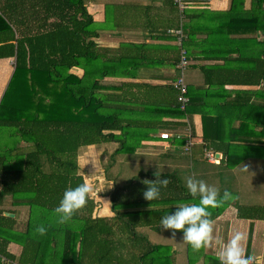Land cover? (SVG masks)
Wrapping results in <instances>:
<instances>
[{"label":"trees","instance_id":"16d2710c","mask_svg":"<svg viewBox=\"0 0 264 264\" xmlns=\"http://www.w3.org/2000/svg\"><path fill=\"white\" fill-rule=\"evenodd\" d=\"M163 2H107L106 19L97 22L88 10L89 0H0V23L12 30L13 38L15 31L22 33L36 25L31 36L16 39V48L11 43L7 48L0 47V58L16 56L13 76L0 102V127L17 129L11 138L20 140L10 149L8 143H0V264H174L170 252L164 253L167 247L162 249L163 245L152 243L136 231L137 226L159 231L160 218L175 210L170 204L193 200L174 174L137 175L115 189L111 200L116 215L112 218L93 216L97 204L92 196L70 221L58 223L53 213L66 188L86 182L79 162L82 148L113 143L116 146L111 155L132 153L143 141L154 139L158 131H182L178 128L185 123L170 122L169 117L181 119L193 113L190 97L187 109H180L173 84L128 81L121 84L120 91L115 84L102 83L108 76L146 79L158 64L149 54L152 45L146 42L125 44L130 49H124L121 56L117 48L101 45L97 40L101 32L117 30L121 18L130 21L125 20V24L128 22L126 28L131 29L135 18L144 17V25L139 24L150 30L160 27L161 36L171 40L176 37L166 29L182 22L189 42L196 39L194 14L180 20L175 0ZM177 52L178 57L170 62L176 68L174 80L180 75V51L178 46L173 47L174 55ZM73 67L84 69L83 76L72 73ZM170 91H174L173 98H169ZM238 104L243 113L229 116L232 104H225L215 107L216 112L203 114L207 150L214 149L217 154L225 144L226 165L231 167L247 156L244 153L236 159L232 153L244 151L247 133L255 125H262L256 134L260 140L264 138V105L257 101ZM225 115L233 129L224 137ZM237 117L240 121L235 128ZM208 124L217 126L216 134L220 135H211ZM22 141L27 145L21 146ZM220 155L223 160L225 155ZM164 178L169 184L161 188L159 199L145 200L143 191L148 185L144 181ZM8 195L14 206L29 207L23 230L15 227L14 218L5 215L1 207ZM229 202L210 209L211 220L220 216ZM236 205L239 216L250 212L252 218L264 219V207ZM40 226L46 229L44 235L36 231ZM251 236L252 226L248 250ZM14 241L22 246L19 256L8 249ZM188 251L189 263L195 264L190 253L197 250L188 245Z\"/></svg>","mask_w":264,"mask_h":264},{"label":"crops","instance_id":"0c3cea01","mask_svg":"<svg viewBox=\"0 0 264 264\" xmlns=\"http://www.w3.org/2000/svg\"><path fill=\"white\" fill-rule=\"evenodd\" d=\"M128 1L129 0H118L117 2L127 3ZM163 1L164 0H159V4ZM178 1L180 2L178 6L180 20L181 17H183V20H186L188 14H194L196 18V39L189 42V34L186 32V42L188 40V43L186 44L185 42V46L191 57V64L186 71V81L189 86L190 107L192 108L193 113L187 114L181 119L169 117V121L171 122V120H173L183 122V124L185 123L178 128L179 130H184L188 124H190L192 128L195 143L192 146L191 151L186 152L183 155L189 156L190 158H205L207 148L203 139V114L207 115L208 110L216 112L217 110L214 109L215 107L224 106L225 104H232L229 108V113H227L228 115L230 114L229 116H231V113L240 114L243 113V107H240L238 103H243L245 101L249 103L257 101L259 105H264V0H234V7L232 6L233 0H175V2ZM98 2H101V0H89L88 10L91 14L93 13L90 11L89 5L93 4L98 6ZM103 2L104 10L101 17L96 19L93 14L94 19L97 22H104L106 19V3L105 1ZM168 12V5H165L164 13L168 15ZM125 20L127 19L121 18L119 20V27L117 30H103L101 36L97 40L105 47L117 48L118 56L123 54L124 49H130L129 47H125V44L135 43L138 45L146 42L147 44L152 45L149 54L152 58L156 59L158 64L155 65L146 79L108 76L102 80V83L105 85L115 84L117 85L118 90H120L123 82L128 81L173 84L176 68L171 66L170 62L173 58H176V56L178 57V52L177 54L175 53V55L173 53V47L177 46L175 40L161 36L160 27L153 30L143 27L139 23L144 22V17L135 18L133 28L131 29L126 28L127 23L130 21L127 20L128 22L125 24ZM121 21L122 25H120ZM34 26L36 25H31L29 29H25L22 33L15 31L16 39L20 37L24 38L23 35L31 36V34L36 32L31 30L35 29ZM168 29L169 27L166 31ZM11 35L12 30L8 31L0 23V47L7 48L10 43L13 44L15 48L17 47V40ZM109 38L116 40L115 44H105L104 41ZM15 65L16 56L0 58V102L11 81ZM70 71L79 77H82L84 74V69L81 67H73ZM158 74H161L162 76H159ZM173 96L174 91H170L169 98H173ZM262 106L260 107L263 110ZM239 121V117L234 119L233 126H235V128L238 127ZM223 123L224 128L221 135L225 137L226 132L228 130L232 131L233 127L228 126L230 122L227 120V115L224 116ZM208 128H211V135L217 133V126H210V124H208ZM261 129L262 125H255L253 129L247 133L244 151L240 149L241 151L232 153V158L236 159L241 154L244 155V153L247 156L231 170V173L234 174L236 169L242 166L243 163L249 162L250 166L254 168L253 171L257 174L255 176L253 175L255 179L259 175H262V178L264 179V173L261 168L262 161L264 160V138L260 140L259 135L256 134V132H259ZM162 131L163 130L158 131V133L155 134L154 139L142 142L141 146L137 149V153L144 148L147 150L145 153H142L143 156L141 157V160L146 158L147 155L145 154L160 158L167 157V159L173 157L172 161L174 158L183 157V155L179 154L176 149L179 147L177 146L178 143L184 147V139L171 138L169 140H163L160 138ZM217 135L219 136L220 134H216V136ZM0 143L3 145L6 144L3 140H0ZM22 144L23 146L27 145L24 141H22ZM100 146H106V148H111L112 150L115 148L116 144L106 143L101 145H90L82 148L80 154H86L92 151V149H97V151H99L101 150ZM225 147V144L222 145L223 151H219L221 154L225 155ZM106 148L102 147L104 151ZM212 151H214V149H212ZM95 153L98 155V152ZM220 153H217V156L219 157L217 163L214 164L208 160L207 161L216 166L226 165L227 157L225 155V158L222 160L223 157ZM101 154L102 152L99 153V156ZM252 160H254V163L251 162ZM177 165L171 164L169 169H174ZM82 174L84 175L85 181L93 185L95 188V191L91 195L97 204L93 216L104 218L114 217L116 213L112 208L111 194L115 189L126 185L131 178L126 180L124 184L118 185L119 181L117 183V179L114 180L115 176L111 174L103 172L96 175L94 178L87 176L85 173ZM159 174H169V172H162ZM171 174L174 173L171 172ZM95 178H98L99 181L94 180ZM178 178L184 185L183 180L180 177ZM230 188L233 187L230 186L229 189ZM235 201L233 202L230 200V205L222 212V214L212 220L213 239L210 241L209 245L190 253L191 257L195 260V264H220L217 257L223 247L227 244L231 235L235 233V229H240L244 234V239L242 241L243 247L245 238L247 237L248 239L247 246L244 247L247 254L251 226L252 236L250 240V249L248 250V254L253 257L251 264H264V242H262L261 245L263 246L259 248L258 252L253 251L252 253L255 235L257 233V222L264 221V219L252 218V216H249L251 215L250 212H246L245 216H239V211L234 205V203H236ZM176 205L170 204V206ZM241 205L264 207V201L257 204ZM1 207L5 209V215L14 218V225L17 229L23 230L25 228L29 218L28 206H14L12 204L11 196L8 195ZM136 209L139 208L132 207V210ZM8 213L13 214V216L8 215ZM247 228L249 230H247ZM136 231L146 236L152 243L157 244L151 240V236L148 234L152 231L159 232L157 229L150 226H137ZM161 231H163L162 228L160 232ZM167 235H169V244L167 247L170 248L169 252L172 259L174 258V264H190L187 242H185L180 236L172 238L170 237V233ZM8 249L13 254L19 256L22 251V246L14 241L9 244ZM179 252H182L183 255L180 256ZM185 257L187 258V262L186 259H184Z\"/></svg>","mask_w":264,"mask_h":264},{"label":"rangeland","instance_id":"374dc122","mask_svg":"<svg viewBox=\"0 0 264 264\" xmlns=\"http://www.w3.org/2000/svg\"><path fill=\"white\" fill-rule=\"evenodd\" d=\"M103 1L105 3L107 2H113L118 0H101V2H98L97 5L90 4L89 9L94 14L96 19H99L102 15V12L104 10ZM179 6V3L176 2ZM116 40L114 39H107L104 41L105 44H115ZM187 126V125H186ZM185 130V129H184ZM182 130V132H184ZM14 131H17V129H14L13 127H0V140H3L4 143H8V148H12V145H14L13 142H15V145H18L16 143L17 139L11 138V133ZM192 131V128H191ZM181 132V131H180ZM6 140V141H5ZM22 144V142H21ZM14 145V146H15ZM176 145V144H175ZM23 146V144H22ZM146 146V145H144ZM151 146V145H150ZM178 149L176 151L183 155L186 153L184 147L181 146V144H177ZM101 150L97 151V149H92V151L81 155L79 157V162L81 166V172L85 173L87 176H90L94 178L96 175H99L101 173L111 174L114 177V180L117 179V183L124 184L126 180L137 176H153L152 174H159V173H174L178 177H180L184 185L186 184V180L189 177H192L194 179H202L204 180L208 185L215 187L220 195H223L224 190H228L234 197L232 200L233 202L235 200L236 203L239 205L241 204H257L264 201V179L262 178V175H259L255 179V175H257L253 170L254 168L250 166L249 162L243 163L242 166L236 169V171L231 173V170L234 167L226 166V165H213L210 164L207 161L206 155L205 158L203 157H192L183 155V157H177L174 158L172 161V158L167 159V157H155L150 154L147 155L146 158L141 160L143 156V152L147 150L144 148L139 153H137V149L135 152L132 153H119L118 155H111L113 150L106 148V146H100ZM102 147H105L106 150L102 149ZM149 147V146H148ZM181 147V148H180ZM212 151V149H209ZM98 152V155L95 153ZM102 152V154L99 156V153ZM176 153V152H175ZM142 154V155H141ZM114 157V162H111V158ZM254 163V160L251 161ZM171 164L177 165L174 167V169H169V166ZM244 165L247 166L246 170L244 168ZM262 170L264 173V160L262 161ZM260 170V169H259ZM98 173V174H96ZM254 175V176H253ZM94 180L99 181L98 178H95ZM252 181V182H251ZM233 184V185H232ZM233 187L230 188L229 187ZM232 192H231V191ZM234 203L235 207L238 210V207ZM246 205H244L245 207ZM247 211V210H245ZM244 212V209L242 210ZM161 230V229H160ZM152 231L150 234L151 240L153 242H156L157 244H163L167 245L162 247L164 249L169 244V230H163L160 232ZM247 230H249L247 228ZM236 231H240V229H235ZM146 234V233H145ZM147 235V234H146ZM248 239L245 238L244 247L247 246ZM262 242H264V221H258L257 222V233L255 235L254 240V248L252 250L254 252H258L259 248H261ZM245 249V248H244ZM263 250V249H260ZM169 247L167 249H164V253H167L169 255ZM179 255L182 256L183 253L179 252ZM187 262V258L185 257ZM185 264V263H184Z\"/></svg>","mask_w":264,"mask_h":264},{"label":"clouds","instance_id":"9594fccd","mask_svg":"<svg viewBox=\"0 0 264 264\" xmlns=\"http://www.w3.org/2000/svg\"><path fill=\"white\" fill-rule=\"evenodd\" d=\"M244 168L248 170L245 165ZM144 183L148 187L143 191V197L152 202L159 199L161 188H166L169 180L167 178L146 180ZM185 187L193 200L178 203L174 211L160 218L159 226L163 230H169L170 237L180 236L193 250H200L202 247H207L213 239L210 209L234 197L228 190H224L221 196L215 187L208 185L202 179L189 177ZM94 191V186L87 182L66 188L58 206L53 210L57 222L70 221L74 214L86 205L87 199ZM36 231L44 235L46 229L40 226ZM243 239L244 234L240 231L231 235L217 257L220 264H251L253 257L246 254L242 244Z\"/></svg>","mask_w":264,"mask_h":264},{"label":"built area","instance_id":"2783aa9c","mask_svg":"<svg viewBox=\"0 0 264 264\" xmlns=\"http://www.w3.org/2000/svg\"><path fill=\"white\" fill-rule=\"evenodd\" d=\"M178 3H180L178 1ZM182 19V17H181ZM168 33L173 34L176 37V44L179 47L180 51V59L177 64V68L179 69V77L174 80V87L177 91V96H178V103H180V109L181 110H186L188 103H189V96H188V84L185 79V72L187 71L188 67L191 64V57L184 46V42L187 38V34L185 33L183 29L182 22L181 24L176 27V28H169ZM177 138V139H183L184 138V149L186 152H190L192 149V146L194 145V136L191 131V126L190 124L187 125L185 128L184 132H169V131H164L160 134V138L163 140H169L171 138ZM206 158L209 162L211 163H217L219 161V157L214 151L207 150L206 149Z\"/></svg>","mask_w":264,"mask_h":264},{"label":"water","instance_id":"95a60500","mask_svg":"<svg viewBox=\"0 0 264 264\" xmlns=\"http://www.w3.org/2000/svg\"><path fill=\"white\" fill-rule=\"evenodd\" d=\"M8 215L13 216V214H11V213H8Z\"/></svg>","mask_w":264,"mask_h":264}]
</instances>
